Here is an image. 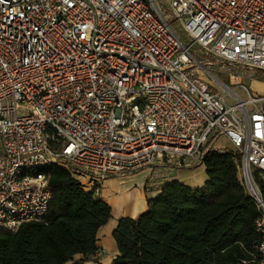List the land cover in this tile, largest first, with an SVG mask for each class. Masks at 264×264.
<instances>
[{
    "label": "built area",
    "instance_id": "built-area-1",
    "mask_svg": "<svg viewBox=\"0 0 264 264\" xmlns=\"http://www.w3.org/2000/svg\"><path fill=\"white\" fill-rule=\"evenodd\" d=\"M242 78L264 81V0H0V227L42 221L47 168L98 195L108 178L202 165L223 137L264 258V96Z\"/></svg>",
    "mask_w": 264,
    "mask_h": 264
},
{
    "label": "trees",
    "instance_id": "trees-1",
    "mask_svg": "<svg viewBox=\"0 0 264 264\" xmlns=\"http://www.w3.org/2000/svg\"><path fill=\"white\" fill-rule=\"evenodd\" d=\"M202 165L203 186L167 182L136 219L119 220L113 232L119 255L111 264L262 263L260 211L238 178V154L209 151ZM43 172L51 194L46 214L15 232L0 227V264H66L76 254L83 263L100 251L96 233L110 219L109 206L67 169Z\"/></svg>",
    "mask_w": 264,
    "mask_h": 264
},
{
    "label": "crops",
    "instance_id": "crops-1",
    "mask_svg": "<svg viewBox=\"0 0 264 264\" xmlns=\"http://www.w3.org/2000/svg\"><path fill=\"white\" fill-rule=\"evenodd\" d=\"M221 139L227 143L225 138L220 137ZM220 149L230 150V146L228 144L227 148ZM206 180L203 165L181 169H166L155 165L130 175L108 178L102 182L98 193L110 208V219L96 233L95 245L100 253L83 263L82 255L76 254L66 264H111L119 255L113 232L120 219H136L147 209L148 200L156 198L167 182L178 181L188 187L197 188L203 186ZM83 189L88 191L84 187Z\"/></svg>",
    "mask_w": 264,
    "mask_h": 264
},
{
    "label": "rangeland",
    "instance_id": "rangeland-1",
    "mask_svg": "<svg viewBox=\"0 0 264 264\" xmlns=\"http://www.w3.org/2000/svg\"><path fill=\"white\" fill-rule=\"evenodd\" d=\"M235 70L233 71L232 73V76L235 77L234 81H237L240 76H247L248 77V72H241L242 70L240 68H234ZM258 77H259V73L256 74ZM219 78L221 80H224L227 84H229V79L227 76L225 75H220ZM228 79V80H227ZM255 79H252V80H249L248 78H242V82L244 84L247 85V87L251 90L250 93L253 97H257V96H264V81H262L260 78H256V80L254 81ZM258 80V81H257ZM233 88L232 90H235L234 86L231 85ZM237 95L240 99L242 100H245V95L244 93L240 90V89H237ZM215 145L219 148H227L228 147V144L226 142H224L223 139L220 140V137L219 139H217L215 141ZM72 176V175H71ZM239 180L241 182V185L244 187L245 191H246V188L241 180V175L239 173ZM75 179V177H74ZM76 180V179H75ZM78 181V180H76ZM80 183V182H79ZM81 184V183H80ZM82 186V185H81Z\"/></svg>",
    "mask_w": 264,
    "mask_h": 264
}]
</instances>
